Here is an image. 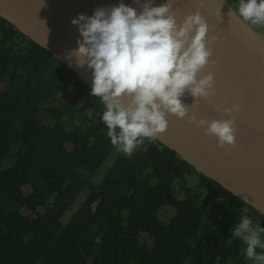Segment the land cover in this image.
Segmentation results:
<instances>
[{
  "label": "trees",
  "instance_id": "16d2710c",
  "mask_svg": "<svg viewBox=\"0 0 264 264\" xmlns=\"http://www.w3.org/2000/svg\"><path fill=\"white\" fill-rule=\"evenodd\" d=\"M104 111L69 68L0 18V264H248L230 229L244 214L264 228V216L156 140L130 157L119 151L92 183L117 150ZM209 203L223 208L215 225L205 223Z\"/></svg>",
  "mask_w": 264,
  "mask_h": 264
},
{
  "label": "clouds",
  "instance_id": "9594fccd",
  "mask_svg": "<svg viewBox=\"0 0 264 264\" xmlns=\"http://www.w3.org/2000/svg\"><path fill=\"white\" fill-rule=\"evenodd\" d=\"M236 14L264 28V0H239ZM70 22L80 39L66 57L91 70V96L105 106L101 119L118 151L130 157L145 139H155L167 129V115L187 116L190 123L215 136L219 146L234 145L231 113L239 105L224 109L228 119L206 121L189 114L180 99L186 93L194 101L212 94L213 74L199 73L210 63L208 44L217 37L207 38L208 24L199 11L178 24L172 0L159 6L144 0L139 11L120 2L96 8L91 16L79 13ZM230 231L246 245V259L264 264V228L244 214Z\"/></svg>",
  "mask_w": 264,
  "mask_h": 264
},
{
  "label": "water",
  "instance_id": "95a60500",
  "mask_svg": "<svg viewBox=\"0 0 264 264\" xmlns=\"http://www.w3.org/2000/svg\"><path fill=\"white\" fill-rule=\"evenodd\" d=\"M120 2L139 11L144 0H0V18L48 51L91 89V70L77 67L74 59L66 57L80 39L70 21L79 13L91 16L96 8ZM163 3L165 0H153V6ZM172 10L178 24L184 16L199 11L208 24L207 38L217 37L208 44L210 63L199 73L213 74L212 94L194 101L186 93L181 102L188 106L189 114L206 121L228 119L224 109L239 105L231 113L235 143L221 147L204 127L190 123L187 116L175 115L166 116L167 129L154 140L264 216V37L246 22L249 27L240 25L211 0H172ZM65 98L63 94L54 102Z\"/></svg>",
  "mask_w": 264,
  "mask_h": 264
},
{
  "label": "rangeland",
  "instance_id": "374dc122",
  "mask_svg": "<svg viewBox=\"0 0 264 264\" xmlns=\"http://www.w3.org/2000/svg\"><path fill=\"white\" fill-rule=\"evenodd\" d=\"M247 23V22H246ZM250 27H252L253 29L258 28L257 30L255 29V31H257L261 36L264 37V34L262 32L261 29H259V27L255 26V25H251L250 23H247ZM67 91L68 93H70L72 91L71 86L68 85L67 87ZM119 154L118 150L113 151L110 156L108 157V159L106 160V162L102 165V167L100 168V170L97 172V174H95L92 178L91 181L92 183L96 186L100 183V181L102 180V178L105 176L107 170L112 166V164L114 163V161L117 159ZM187 185L189 187H194L197 184V179L196 177H191L187 179ZM182 187L183 185L178 184L176 186V195L178 197V199H183V193H182ZM84 196H88L90 194L89 190H85L84 191ZM205 193L203 195V199H204ZM215 203H209L206 205V208L209 212L208 216L205 218V223L211 224V225H215L217 223V221L219 220V218L222 216L223 213V208H217L215 209L214 207ZM172 217V212L169 209H164L161 212V218L163 219V221L165 223H167L170 218ZM31 218H33V216H31ZM253 224H259L261 227V222L258 220H253ZM239 239V238H238ZM141 240L143 242L146 243L147 246H151L152 245V240H150L148 237L146 236H141ZM240 240V239H239ZM241 242H243L242 240H240ZM244 243V242H243ZM248 264H253V262L250 260Z\"/></svg>",
  "mask_w": 264,
  "mask_h": 264
},
{
  "label": "bare ground",
  "instance_id": "6f19581e",
  "mask_svg": "<svg viewBox=\"0 0 264 264\" xmlns=\"http://www.w3.org/2000/svg\"><path fill=\"white\" fill-rule=\"evenodd\" d=\"M214 5L222 9L227 15H229L232 19L238 22L243 27H249L243 20H241L234 11L230 12L231 8L225 3L224 0H211Z\"/></svg>",
  "mask_w": 264,
  "mask_h": 264
},
{
  "label": "built area",
  "instance_id": "2783aa9c",
  "mask_svg": "<svg viewBox=\"0 0 264 264\" xmlns=\"http://www.w3.org/2000/svg\"><path fill=\"white\" fill-rule=\"evenodd\" d=\"M152 140H154V139H152Z\"/></svg>",
  "mask_w": 264,
  "mask_h": 264
}]
</instances>
